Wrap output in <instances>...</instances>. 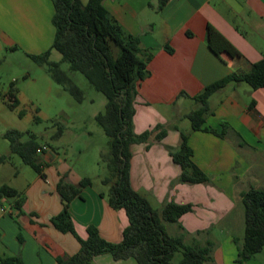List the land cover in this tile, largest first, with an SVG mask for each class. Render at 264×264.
<instances>
[{
    "label": "crops",
    "instance_id": "1",
    "mask_svg": "<svg viewBox=\"0 0 264 264\" xmlns=\"http://www.w3.org/2000/svg\"><path fill=\"white\" fill-rule=\"evenodd\" d=\"M104 5L152 54L148 63L151 75L137 87V134L157 125L178 124L191 112L177 116L166 110L193 101L205 87L233 72L250 71L264 55V0H168L162 8L160 0H105ZM53 15L51 0H0V39L31 54L49 50L55 37ZM208 25L241 57L217 56L206 41ZM209 107L207 125L220 133L222 123H226L225 137L192 131L191 127L186 131L193 161L209 177L207 184L179 183L181 168L169 154V134L160 142L131 146V184L148 201L149 197L155 199L157 206H151L157 211L167 202L192 204L193 211L183 215L179 223L165 224L168 234L183 236L187 245L212 242L214 251L205 264H234L238 255L234 238L238 237L232 231L245 226L241 194L251 188L264 189V88L230 84L209 99ZM197 108L196 104L194 110ZM49 148L38 155L45 178L38 174L25 185L19 181L22 172L17 169L9 180L2 179L1 167L10 162L0 163V187L10 185L25 199L21 210L16 199L0 200V257L20 256L25 264H56L57 258L80 251L77 238L60 232L50 220L62 210L57 192L61 176L66 175L72 184L91 178L75 172L66 159ZM101 193L105 192L95 190L93 183L83 189L82 197L72 201L75 229L86 239L88 229L95 227L104 239L119 243L129 225L128 217L124 210L113 209ZM169 225L176 228L171 231ZM217 229L224 230L219 234L224 239L216 237ZM257 255L244 264H262ZM93 264L139 263L131 256L103 254L95 257Z\"/></svg>",
    "mask_w": 264,
    "mask_h": 264
},
{
    "label": "trees",
    "instance_id": "2",
    "mask_svg": "<svg viewBox=\"0 0 264 264\" xmlns=\"http://www.w3.org/2000/svg\"><path fill=\"white\" fill-rule=\"evenodd\" d=\"M54 6L52 19L55 37L51 48L45 53L30 56L40 66H46L54 82L61 85L76 100H83L82 90L61 70V64L67 63L71 72H79L89 83L105 95L107 99L105 114L96 117L97 123L109 138L108 153L103 156L108 176L102 180L108 191L101 193L115 210H124L129 225L123 231L122 241L113 243L104 239L95 227L88 229V237L82 239L71 216L72 201L82 197V191L93 182L89 178L72 184L62 175L57 184L61 197L62 210L51 218V223L62 233H71L79 241L80 251L68 257L57 258L56 264H93L95 257L111 254L115 258L134 257L139 264H205L214 251V244L187 245L183 236L173 237L166 230V223L177 224L180 218L193 211L192 204L167 202L160 211L155 210L149 201L134 190L131 184V146L149 144L151 136L157 142L168 135L164 125H157L153 131L141 134L135 132V103L139 82L150 77L148 63L152 58L142 45L141 40L127 32L109 13L105 0H51ZM168 0H160V8ZM206 41L209 48L219 57L223 54L231 59L240 58L239 51L232 46L215 28L207 26ZM169 52L172 49L166 48ZM57 51L60 62L50 60L52 51ZM233 83H246L253 89L264 88V55L254 63L248 72H233L227 77L214 82L197 96L193 97L198 108L186 116L192 131L211 132L224 138L228 130L222 123L218 133L206 123L211 113L209 99L217 92ZM181 95L187 96L182 93ZM7 105L16 110L20 101L15 83L7 93ZM23 116V111L19 112ZM177 129V128H176ZM62 133V129H60ZM25 133L18 130L8 131L3 137L10 142V154L2 156L0 163L7 162L13 154L21 157L24 164L32 167L45 178L42 163L38 159V144L23 141ZM180 145L177 149L168 147L173 162L181 168L179 183L207 184L209 177L193 161V150L189 145V135L181 132ZM16 199L15 205L21 210L25 199L22 193L10 185L0 187V200ZM245 210V235L241 242L234 238L238 255L234 264H244L264 248V189L251 188L241 194ZM181 227V226H180ZM181 253L177 263L175 255ZM0 264H25L20 256L0 257Z\"/></svg>",
    "mask_w": 264,
    "mask_h": 264
},
{
    "label": "rangeland",
    "instance_id": "3",
    "mask_svg": "<svg viewBox=\"0 0 264 264\" xmlns=\"http://www.w3.org/2000/svg\"><path fill=\"white\" fill-rule=\"evenodd\" d=\"M44 31L46 30L43 22L42 32ZM46 51L48 50L38 54L27 53L18 46L7 45L0 39V154L4 156L10 154V142L3 137L5 133L11 130L24 132L23 141H33L38 145L47 144L62 159H66L75 172L90 177L95 190L107 192L108 188L103 185L102 180L108 176L103 156L108 153L109 138L96 121L98 115L105 114L107 99L103 93L95 90L83 74L71 72L69 65L62 63L61 70L69 75L83 92V100L81 102L76 100L52 80L46 66H40L30 57L41 55ZM61 59L57 51H52L51 61L60 62ZM12 83H15L20 101L16 110L10 109L7 105V93ZM243 85L246 89L250 88L246 83ZM195 106L194 101H187L183 106L174 105L166 112H174L179 116L194 111ZM20 111H23V116L19 115ZM164 127L169 134L166 144H171L170 147L177 149L181 141L177 136L181 132L186 133L191 123L185 117L178 124ZM154 128L146 131L151 132ZM154 142L157 141L151 136L149 144ZM9 162L1 167L2 179L9 180L12 178L11 173L17 169L22 172L19 181L25 185L27 180L38 175L32 167L25 165L17 154H13ZM148 199L153 207L157 206L154 198ZM169 226L171 231L176 228L175 225ZM221 231L224 230L217 229L214 232L219 240L224 239L222 234L219 236ZM232 233L244 239L245 226L233 230ZM257 256V259L264 264V248ZM181 258L182 254L178 253L173 262L177 263Z\"/></svg>",
    "mask_w": 264,
    "mask_h": 264
},
{
    "label": "built area",
    "instance_id": "4",
    "mask_svg": "<svg viewBox=\"0 0 264 264\" xmlns=\"http://www.w3.org/2000/svg\"><path fill=\"white\" fill-rule=\"evenodd\" d=\"M49 147L47 145H43L37 149V154L42 155L43 153L49 151Z\"/></svg>",
    "mask_w": 264,
    "mask_h": 264
}]
</instances>
